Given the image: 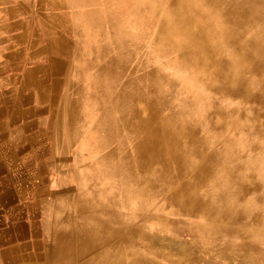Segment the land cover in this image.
Instances as JSON below:
<instances>
[{
	"label": "bare ground",
	"instance_id": "obj_1",
	"mask_svg": "<svg viewBox=\"0 0 264 264\" xmlns=\"http://www.w3.org/2000/svg\"><path fill=\"white\" fill-rule=\"evenodd\" d=\"M200 2L206 8L204 17L212 13L218 17L222 28L225 27L224 42L240 65L234 66L230 60L222 58L219 48L211 45L207 37L214 33L212 29L178 14L180 27L189 35L180 57L207 71L205 80L212 92L249 100V109L256 111L253 103L264 106V0ZM182 6V1L176 4L178 13ZM173 21L170 19L167 29L172 27ZM173 32H177L176 29ZM245 67L252 80L243 75ZM83 77L84 71L79 73L82 83L85 82ZM252 85L258 91H253ZM149 87L153 94L148 97L133 85L114 86L105 91L106 85L83 84L82 89H76L70 81L62 87L55 112L59 120L58 135L66 134L65 142L72 141L73 146L77 143L72 157L75 160L93 157L89 172L75 167L74 163L71 165V174H76L80 182L83 199L77 213L82 222L75 228V220H72L55 230L51 229L50 221L45 220V240L35 243L37 252L22 258L9 255L13 264H163L164 261L151 258L142 248L141 252L134 248L137 242L127 224L144 208L142 203L150 204L155 196H164L180 215L201 213L209 225L224 218V227L229 232L234 230L228 226L236 223L239 234L251 233L246 226L261 221L262 217L250 209L251 200L261 199L264 194V175L252 167L253 162H260L258 154L256 157L247 154V159H242V154L235 150V130L217 144L229 123L234 121L237 108L226 109L213 100L209 104L213 110L207 112L204 123L198 125L184 118L187 113L184 101L178 106L179 113L173 110L165 115L172 93L168 96L167 91H162L164 87L154 80ZM178 117L181 121L176 124ZM261 118L264 119V112L252 117L255 122ZM253 130L262 133L260 125L255 124ZM69 145L61 146V151L65 152ZM249 151L262 153V148L255 144ZM228 152L233 153L228 155ZM78 153L85 157H79ZM98 164L102 169L95 176ZM186 172L191 175L188 179ZM253 189L256 194L248 198ZM138 204L143 207L138 208ZM124 207L130 210L126 212Z\"/></svg>",
	"mask_w": 264,
	"mask_h": 264
},
{
	"label": "rangeland",
	"instance_id": "obj_2",
	"mask_svg": "<svg viewBox=\"0 0 264 264\" xmlns=\"http://www.w3.org/2000/svg\"><path fill=\"white\" fill-rule=\"evenodd\" d=\"M180 1L183 6L182 11L178 13L179 8L175 6ZM0 7L6 12L0 13V21H3L0 24L4 23L3 28L9 27L11 36L32 31V38H39L37 42L40 39L46 41L45 46L50 52L56 55L58 50L69 61L73 69L72 76L65 79L63 87L70 81L76 89H82L83 84L106 85L105 91L113 89L114 86L133 85L137 87V91L148 97L153 94L149 86L154 80L164 87L162 91H167L168 96L172 93L171 102L168 103L171 104L164 110V114L170 115L168 111L173 110L179 113L178 108L184 101L187 103L184 118L188 117L198 125L204 123L206 113L213 110L209 106L213 100L226 109L237 108L232 118H235L234 121L229 123L227 131L219 138L217 144L235 130V150L242 154V159H247V154L251 157L258 154L260 162L258 161V165L253 162L252 167L259 169L257 173L264 175V119H258L257 122L252 119L256 113L264 112V106L253 103L256 111H252L249 109V100L212 92L205 80L207 71L180 57L182 46L189 35L180 27L178 14L189 17L193 23H202L212 29L214 33L207 37L211 45L219 48L217 49L222 58L230 60L234 66L240 65V61L224 42L227 32L225 27L222 28L218 17L212 13L204 17L206 8L200 0H0ZM170 19L174 21L172 27L167 29ZM175 29L177 32H173ZM20 36L23 37L22 34ZM29 48L31 47L28 46L26 50ZM38 52L40 49L33 55ZM244 69L245 78L252 80L253 77L247 72L248 68ZM83 71L84 83L81 82L82 78L79 79V73ZM97 74L98 78L95 77ZM251 87L253 91H258L254 85ZM71 90L72 86L69 93ZM179 121L180 117L175 119L176 124L180 123ZM78 122L79 119L76 124ZM255 124L260 125L262 133L254 132ZM63 136L65 138L66 134ZM65 141L66 139L58 141L60 147L66 143L70 144V141ZM76 144H72L73 151L77 148ZM255 144L262 148V153L249 151L250 146ZM230 153L233 152L227 154ZM68 160L65 161L70 165L68 174L73 177H76V174H71L73 163L75 167L84 171L87 169L88 172L91 165L89 163H93V157ZM84 161L85 163H82ZM101 169L102 166L98 164L95 176L99 175ZM185 176L188 179L190 172H186ZM75 179L79 181L78 176ZM79 187L80 182H77L74 187L57 189L39 201L44 202L43 208L40 209L44 221H50L51 229L59 230L72 220L76 221L74 223L77 228L79 222H82L77 213L83 199ZM254 190L250 191L248 198L256 194ZM199 192L202 197H207L200 189ZM147 196L150 199V195ZM150 200L152 201L148 205L143 202L145 209H140L134 220L127 223L137 242L134 247L137 251L142 248L151 258L164 261L163 264H264V194L261 199L253 198L252 208L250 207L253 213L260 215L262 219L259 222H250L246 228L251 233L244 235L238 233L236 223L228 226L234 232L226 231L224 218H218L214 224L209 225L201 213L189 216L178 214L162 195ZM143 206L138 204V208ZM124 208L126 212L130 210L129 207ZM249 219L252 221V218ZM125 222L129 221L125 219Z\"/></svg>",
	"mask_w": 264,
	"mask_h": 264
},
{
	"label": "crops",
	"instance_id": "obj_3",
	"mask_svg": "<svg viewBox=\"0 0 264 264\" xmlns=\"http://www.w3.org/2000/svg\"><path fill=\"white\" fill-rule=\"evenodd\" d=\"M0 13L6 12L0 7ZM3 27L1 23L0 264H13L9 255L35 253V243L44 239V202L39 201L78 180L67 172L72 141L65 152L60 150L58 141L67 137L58 135L55 113L72 66L60 51L50 52L46 41L32 38V31L11 36L9 27Z\"/></svg>",
	"mask_w": 264,
	"mask_h": 264
}]
</instances>
